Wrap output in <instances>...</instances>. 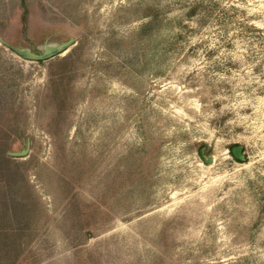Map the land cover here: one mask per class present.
Segmentation results:
<instances>
[{
  "label": "rangeland",
  "instance_id": "rangeland-1",
  "mask_svg": "<svg viewBox=\"0 0 264 264\" xmlns=\"http://www.w3.org/2000/svg\"><path fill=\"white\" fill-rule=\"evenodd\" d=\"M4 150L0 264H264V0H0Z\"/></svg>",
  "mask_w": 264,
  "mask_h": 264
},
{
  "label": "water",
  "instance_id": "water-1",
  "mask_svg": "<svg viewBox=\"0 0 264 264\" xmlns=\"http://www.w3.org/2000/svg\"><path fill=\"white\" fill-rule=\"evenodd\" d=\"M72 43H73V40H70L69 42H65V43H62L58 46L50 48L44 53H37V52L30 51V50H23V49H19V48H15V47H12V50L17 55H19L20 57H22L24 59L31 60V61H45V60L51 59L57 55H61V54L65 53L69 49V47L71 46ZM242 150H243V148L241 146H234L232 148V153L237 158L242 159ZM201 153H202L203 159L207 163L213 162L212 156L207 157V156L203 155V151H201ZM25 154H26V152L22 151L20 153H17L16 156H24Z\"/></svg>",
  "mask_w": 264,
  "mask_h": 264
},
{
  "label": "trees",
  "instance_id": "trees-1",
  "mask_svg": "<svg viewBox=\"0 0 264 264\" xmlns=\"http://www.w3.org/2000/svg\"><path fill=\"white\" fill-rule=\"evenodd\" d=\"M27 28V26L25 25V29ZM0 157H2V159L9 165L10 164V156L7 157V153L6 150L2 151V153L0 154ZM11 159V158H10ZM5 180H3V182L5 181V183H1L0 184V194L6 196L7 194H11L12 193V186H11V180L7 177L5 178Z\"/></svg>",
  "mask_w": 264,
  "mask_h": 264
}]
</instances>
